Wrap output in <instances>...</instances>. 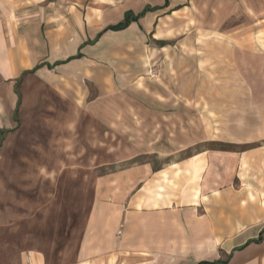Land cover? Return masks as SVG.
<instances>
[{
    "label": "crops",
    "instance_id": "obj_1",
    "mask_svg": "<svg viewBox=\"0 0 264 264\" xmlns=\"http://www.w3.org/2000/svg\"><path fill=\"white\" fill-rule=\"evenodd\" d=\"M145 8L126 28L105 30ZM232 11L230 0H0V147L18 125L26 85L59 92L81 64L94 68L95 49L142 46L146 36L157 78L178 100L231 102L180 150L227 148L98 176L75 255L59 264H264V50L254 25ZM209 65L223 74L213 82ZM220 83L223 92L209 88ZM20 264L52 263L29 251Z\"/></svg>",
    "mask_w": 264,
    "mask_h": 264
},
{
    "label": "rangeland",
    "instance_id": "obj_2",
    "mask_svg": "<svg viewBox=\"0 0 264 264\" xmlns=\"http://www.w3.org/2000/svg\"><path fill=\"white\" fill-rule=\"evenodd\" d=\"M230 1L233 19L254 25L264 50V0ZM186 32L174 41H184ZM153 45L146 36L142 46L132 39L111 53L97 48L94 68L81 64L77 79L59 84V92L23 88L18 125L0 147V264H20L29 251L43 252L52 264L71 261L98 176L141 163L163 169L203 146L227 148L180 150L201 138L202 120L216 124L222 107L230 114L231 102L178 100L157 78ZM218 68L209 65L212 82L223 75Z\"/></svg>",
    "mask_w": 264,
    "mask_h": 264
},
{
    "label": "trees",
    "instance_id": "obj_3",
    "mask_svg": "<svg viewBox=\"0 0 264 264\" xmlns=\"http://www.w3.org/2000/svg\"><path fill=\"white\" fill-rule=\"evenodd\" d=\"M148 10H150V8H145L144 10H142L140 13H138L136 15H133L130 12H128V13H126V15H125V17H124V19H123L122 22H120L118 24H115V25L108 26V27L105 28V30H108L109 29V30L116 31V30L124 29V28H126L129 25V23L131 21H136L140 16L144 15V13L146 11H148ZM79 57H81V54L80 53H77L74 56L68 57L65 61L59 62V64L60 63H64V62L69 61V60L74 59V58H79ZM0 135H2V132H1ZM261 238H262V236H259L255 241H260ZM213 263H215V262L202 261V262H199L198 264H213Z\"/></svg>",
    "mask_w": 264,
    "mask_h": 264
}]
</instances>
